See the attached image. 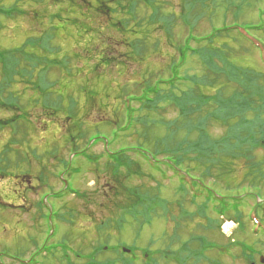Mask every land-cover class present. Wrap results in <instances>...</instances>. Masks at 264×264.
Listing matches in <instances>:
<instances>
[{
  "label": "trees",
  "instance_id": "16d2710c",
  "mask_svg": "<svg viewBox=\"0 0 264 264\" xmlns=\"http://www.w3.org/2000/svg\"><path fill=\"white\" fill-rule=\"evenodd\" d=\"M72 1L75 2H67L66 15L75 11L70 4ZM238 1L242 2L241 5H238ZM238 1H231L233 18L237 23L240 14L245 11L243 8L250 5L246 0ZM176 2L172 5L161 0H109L108 6L105 0L90 2L88 12L82 16H93L91 12L94 11L99 14L97 17L116 21V24L104 29L97 26L96 35L91 34L90 41L106 35L107 29L122 34L119 37L106 35L108 37L104 44L88 42L90 48L85 53L91 61L97 54V65L103 70L116 67V63L120 64L117 67H122L125 61H144L153 56L152 47L158 49L162 40L157 39L155 45H151V35L148 33L152 32L148 24L163 26L162 34L165 41H171L175 58L166 68L167 77L156 74L139 84L138 92L124 94L122 119H114L109 124V132L101 131L104 129L96 123L94 128L90 127L95 132L87 134L86 140L77 138L76 133L83 124L78 119V123H75L78 131L73 126L69 127L67 131L74 136L71 134L69 141L65 142V148L69 156H74L75 162L85 160L97 175L102 167L118 185L121 183L116 191L104 197L109 204L106 215L96 225L97 234L107 232L106 237L110 239L109 232L116 233L125 226L135 224L141 231L161 223L173 227V235L169 242L160 238L163 246L153 251L151 248L157 241L151 238L142 260H139L137 249L127 244L110 246L101 242L90 252L84 253L70 244L66 245L64 239H68V236L64 234V242L59 241V264H219L209 255L217 254L222 260L231 255L233 257L235 249L238 253H235L237 258L233 259L253 264L255 256L263 254L262 251L257 252L255 245L247 240L217 244L206 236L194 238L196 234H193L194 231L190 234V231L193 229L192 222L201 218L207 221L205 231L220 232L219 224L216 226L215 220L208 214L210 212L218 219L231 218L238 224V229L242 232L249 229L250 235L260 239L259 243L264 245V72L257 70L248 57L254 52L259 53L264 65V39L260 38L264 37V33H253L264 30V25L254 26L243 22L246 26L242 24L240 33L234 32L232 26L225 24L227 8L224 6L230 0ZM253 2L259 4L261 0ZM174 6L181 9L180 13L167 10L174 9ZM86 9L77 7L80 12ZM140 10L151 14L142 18ZM220 11L224 21L223 25L218 26L213 19ZM117 15L126 17L118 18ZM263 16L264 11L260 13L258 21ZM177 21L186 25L188 34L174 40L172 29ZM201 21L211 23L208 32L202 35L197 32ZM81 25L73 21V28ZM132 25L133 30H129ZM143 25L145 33L141 32ZM229 31L233 34L228 35ZM138 34L142 37L134 38ZM48 37L52 38L51 35ZM41 46L44 47V44ZM96 47L99 49L95 51ZM120 48L128 50L122 54L124 62L115 60L114 55L116 51L119 53ZM5 53L10 56V61L0 67V73L7 78L9 89L14 77L26 81L31 75L23 66L22 73L16 71L21 64L12 62L15 56L13 52ZM194 59L203 70L190 74L187 66ZM204 91L213 93L208 95ZM168 110H176L178 119L165 120L159 116L160 111ZM146 112L147 116L143 117ZM214 123L225 129V134L220 138L212 134ZM179 136H182L181 140ZM100 144L104 150L102 154H95L94 149ZM257 155L260 162L255 158ZM103 160L104 165L100 166ZM62 164L65 168H59V180L60 175L64 174L68 175L70 181L67 189L59 191V201L64 199L61 192H70L81 201L91 202L90 195L74 186L75 177L82 174L81 168L77 167L73 173L69 170L70 161ZM238 172L241 177L234 175ZM167 186H174L173 195L169 198L165 195ZM194 207L201 216L189 210ZM82 217L67 208L65 212L59 209V234L63 224H70L74 228ZM183 231L186 238L190 234L193 239H181L180 232ZM167 236L165 234L162 238ZM122 248L129 249L130 254H124ZM57 254L54 250L49 256L57 257Z\"/></svg>",
  "mask_w": 264,
  "mask_h": 264
},
{
  "label": "rangeland",
  "instance_id": "374dc122",
  "mask_svg": "<svg viewBox=\"0 0 264 264\" xmlns=\"http://www.w3.org/2000/svg\"><path fill=\"white\" fill-rule=\"evenodd\" d=\"M68 1L71 0H0V67L2 68L10 61V56L5 51H11L15 55L12 62L21 64L16 71L22 73L23 66L31 75L26 81L14 77L8 89L7 78L0 73V123H10L8 127L0 128V254L9 255L18 260L21 258L30 259L33 256L35 260V253L42 246L41 250H45V252L33 264H59V241H62L63 235L67 234V238L70 240L64 239L65 244H70L74 249H79L84 253L90 252L101 242L109 243L110 246L119 243L136 248L138 251L136 256L142 260L143 252L149 247L151 238L154 237L153 239L157 241L151 248L152 251L160 249L163 246V242L159 241L160 238L169 242V238L173 235V227L157 223L153 228L145 227L146 230L139 231L141 228L133 224L132 227L125 226L116 233L109 232L111 238L108 239L107 232L96 233V225L99 219L106 215V206L109 202L104 197L113 190L116 191L121 183L118 185L110 174L103 171L102 167L97 175L93 173L91 166L88 167L89 164L85 160L75 162L71 159L70 172L74 173L77 167L82 170V174L75 177L74 186L80 192L90 195L92 201L88 203L73 195H67L58 202L56 201V198L59 199L58 190H63V184L56 175L59 173V168L60 170L65 168L62 163L70 159L65 142L69 141V137L73 133L67 129L73 126L78 131L75 123H78L77 121L80 119L83 124L79 132L76 133L77 138L81 137L86 140L87 134L95 132L90 127L94 128L96 123H99L101 129H104L101 131L109 132V124L114 119H122V97L124 94L138 92L139 84L153 78L156 74L167 77L166 68L172 58H175V51L170 46L171 41L164 39L163 26L156 27V25L148 24L152 32H147L151 35V45H155L157 39L162 40L157 46L158 49L151 46L154 49L153 56L145 58L144 61H125L126 64L122 67H117L120 64L116 63V67L112 66L103 70L97 65V54L91 61L85 51L90 42L104 44L108 36H121V33L118 34L115 30L107 29L106 35L108 36H99L96 40L90 41L91 36L96 35L95 28L97 26L104 29L108 25L113 26L116 21L108 17H97L99 14L94 11L91 12L94 15H90V18L88 15L87 17L82 16L81 14L88 12L90 2L94 3V0L72 1L70 4L74 6L75 11L66 15L65 8ZM98 1L101 2V0ZM105 1L107 4L109 0ZM231 1L224 6L227 8L225 24L229 27L232 26L234 32L240 33L242 24L245 25L243 22L252 23L254 26L264 25V16L258 21L260 13L264 11L262 0L259 4H255L253 0H246L250 5L243 8L245 11L240 14L238 23L233 18ZM161 2L177 4L176 0H161ZM241 3L238 1V5ZM77 7L87 9L80 12ZM164 7L166 6L164 5ZM174 7V9L168 8L167 10L180 13L181 9ZM222 11L213 19L218 26L223 25ZM140 13L142 18L149 17L151 14V12L143 10H140ZM120 16L126 17L117 15L118 18ZM74 20L76 25L80 23L82 25L79 28H73ZM210 24L201 21L197 26V32L201 35L207 33L211 27ZM133 28L134 25L129 30H133ZM187 31L186 25L179 24L177 21L173 24L172 29L174 40L185 37L188 34ZM141 32H146L144 25ZM253 33L260 35L264 33V30ZM227 34L232 35L233 32L229 31ZM49 35L52 38L49 39ZM140 37L142 35L138 34L134 38ZM260 38L264 39V37ZM42 44L44 47L41 46ZM94 49L96 51L99 47ZM127 51L126 48H120L119 53L116 51L114 55L115 60L120 59L124 62L122 54ZM248 57L257 70L264 72V65L259 53L254 52L251 57ZM192 61H189L190 66H187L190 74L203 70L195 59ZM249 69L255 70L252 67ZM199 74H203V72ZM204 93L212 95L213 91H204ZM70 110H73L72 113ZM147 113L143 114V117L147 116ZM177 114L176 110L159 112V116L165 120H177ZM158 130L156 129V131ZM212 134L215 138H220L225 134V129L214 123ZM193 137L195 138V136ZM178 139L181 140L182 136H179ZM139 141L141 143V138ZM103 150L102 144L94 149L95 154H102ZM257 156L255 158L260 162V156ZM104 162V160L101 161L100 166L104 165ZM234 175L241 177L240 172ZM60 178H63L62 180L65 182L70 181L68 175L61 174ZM47 192H55V196L49 197L53 211L57 212L62 209V212H65L67 208L84 216L78 220L74 228L70 227V224H63L60 234L59 222L54 217L49 227L51 236L49 242H46L44 213L41 209V194L44 195ZM173 192L174 186H167L165 195L169 198ZM100 205H103L102 208ZM189 210L197 212V207ZM208 214L215 220L216 226L219 224L220 232L205 231L207 221L201 218L195 219L196 221L191 224L193 229L190 231V234L193 231V234H196L193 236L194 238L206 236L210 238L209 241L224 245L232 240H247L255 245L257 252L262 251L263 254L256 255L253 263L260 264V256H264V245L259 243L260 239L252 237L247 228L245 232H242L238 229V224L231 218L218 219L210 212ZM197 215L201 216L199 212ZM227 223L231 224V229L228 231L225 230ZM165 234L168 236L162 238ZM190 234H187L188 238H186L183 231L180 232V237L189 239L192 237ZM55 246L58 247L57 257L49 256L54 252L52 247ZM235 250L233 257H235V253H238ZM231 257L232 255L221 260L217 254L209 255L211 260L219 261V264H246L240 259L236 260ZM0 263L17 264L8 262L4 256L1 257Z\"/></svg>",
  "mask_w": 264,
  "mask_h": 264
},
{
  "label": "bare ground",
  "instance_id": "6f19581e",
  "mask_svg": "<svg viewBox=\"0 0 264 264\" xmlns=\"http://www.w3.org/2000/svg\"><path fill=\"white\" fill-rule=\"evenodd\" d=\"M231 228V224L230 223H227L226 225H225V230H229Z\"/></svg>",
  "mask_w": 264,
  "mask_h": 264
},
{
  "label": "water",
  "instance_id": "95a60500",
  "mask_svg": "<svg viewBox=\"0 0 264 264\" xmlns=\"http://www.w3.org/2000/svg\"><path fill=\"white\" fill-rule=\"evenodd\" d=\"M260 261L262 264H264V257H261Z\"/></svg>",
  "mask_w": 264,
  "mask_h": 264
}]
</instances>
